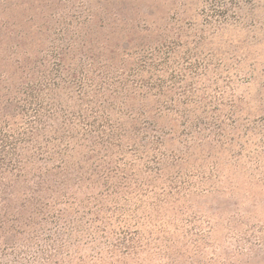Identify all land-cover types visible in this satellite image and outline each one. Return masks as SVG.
<instances>
[{
    "label": "rangeland",
    "instance_id": "1",
    "mask_svg": "<svg viewBox=\"0 0 264 264\" xmlns=\"http://www.w3.org/2000/svg\"><path fill=\"white\" fill-rule=\"evenodd\" d=\"M27 71L161 138L120 264H264V0H0V94Z\"/></svg>",
    "mask_w": 264,
    "mask_h": 264
},
{
    "label": "trees",
    "instance_id": "2",
    "mask_svg": "<svg viewBox=\"0 0 264 264\" xmlns=\"http://www.w3.org/2000/svg\"><path fill=\"white\" fill-rule=\"evenodd\" d=\"M43 72L6 78L0 94V264L124 263L140 237L133 170L149 182L168 172L161 138H139L112 103L43 98L58 88Z\"/></svg>",
    "mask_w": 264,
    "mask_h": 264
}]
</instances>
